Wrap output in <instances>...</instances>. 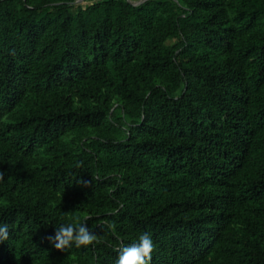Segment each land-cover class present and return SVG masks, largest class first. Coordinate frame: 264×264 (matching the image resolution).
Returning <instances> with one entry per match:
<instances>
[{
	"label": "trees",
	"instance_id": "1",
	"mask_svg": "<svg viewBox=\"0 0 264 264\" xmlns=\"http://www.w3.org/2000/svg\"><path fill=\"white\" fill-rule=\"evenodd\" d=\"M75 1L0 0V264H264V0Z\"/></svg>",
	"mask_w": 264,
	"mask_h": 264
},
{
	"label": "clouds",
	"instance_id": "2",
	"mask_svg": "<svg viewBox=\"0 0 264 264\" xmlns=\"http://www.w3.org/2000/svg\"><path fill=\"white\" fill-rule=\"evenodd\" d=\"M4 179V173L0 171V181ZM85 186L88 182H81ZM84 222L76 220L72 223L63 224L55 228V235L48 237V240L59 251H65L73 245L80 248L82 246L94 245L98 242V237ZM111 227V225H109ZM9 238V228L7 224H0V242ZM154 243L148 233H143L138 237V241L123 246L118 249L119 255L115 264H150Z\"/></svg>",
	"mask_w": 264,
	"mask_h": 264
},
{
	"label": "water",
	"instance_id": "3",
	"mask_svg": "<svg viewBox=\"0 0 264 264\" xmlns=\"http://www.w3.org/2000/svg\"><path fill=\"white\" fill-rule=\"evenodd\" d=\"M81 0H76L75 2L76 3H80ZM146 1H149V0H139V1H134V0H128V2L134 4V5H140ZM91 4H94V1L91 2Z\"/></svg>",
	"mask_w": 264,
	"mask_h": 264
},
{
	"label": "rangeland",
	"instance_id": "4",
	"mask_svg": "<svg viewBox=\"0 0 264 264\" xmlns=\"http://www.w3.org/2000/svg\"><path fill=\"white\" fill-rule=\"evenodd\" d=\"M92 1H96V0H81L79 4L86 6V5H90ZM134 1H139V0H134Z\"/></svg>",
	"mask_w": 264,
	"mask_h": 264
},
{
	"label": "bare ground",
	"instance_id": "5",
	"mask_svg": "<svg viewBox=\"0 0 264 264\" xmlns=\"http://www.w3.org/2000/svg\"><path fill=\"white\" fill-rule=\"evenodd\" d=\"M90 1V0H89Z\"/></svg>",
	"mask_w": 264,
	"mask_h": 264
}]
</instances>
